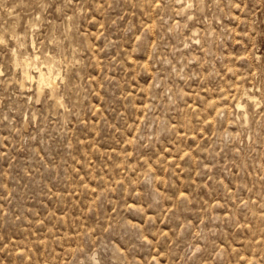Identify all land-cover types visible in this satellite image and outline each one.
<instances>
[{"label":"rangeland","instance_id":"374dc122","mask_svg":"<svg viewBox=\"0 0 264 264\" xmlns=\"http://www.w3.org/2000/svg\"><path fill=\"white\" fill-rule=\"evenodd\" d=\"M0 38V264H264V0H0Z\"/></svg>","mask_w":264,"mask_h":264},{"label":"bare ground","instance_id":"6f19581e","mask_svg":"<svg viewBox=\"0 0 264 264\" xmlns=\"http://www.w3.org/2000/svg\"><path fill=\"white\" fill-rule=\"evenodd\" d=\"M12 35V34H11ZM42 57V56H41ZM45 57V56H44ZM19 58H21V57H19ZM27 59H29L30 61H31V64L30 65H33V64H35L34 63V61H33V59L31 58V57H26ZM26 58H25V61H26ZM47 58V57H46ZM22 59V58H21ZM20 61H22V60H20ZM26 64L28 65V66H30L27 62H26ZM45 64V63H44ZM18 66H20V65H18ZM43 66V65H42ZM26 67V66H25ZM47 67H48V65L46 66V68L45 69H47ZM50 67H51V65H50ZM19 68V67H18ZM30 69V68H29ZM43 67H41V66H39V63H38V65H35L34 66V68H32V71H30V70H28L27 71V74L29 75V76H33L34 77V79H36L37 80V82H38V85L37 86H39V87H42V85L44 84V83H48V84H53V82H56L55 80H56V76H58V74L56 73V76L55 75H53L52 73H50L48 70H45ZM51 69V68H50ZM60 71V70H59ZM52 72V71H51ZM61 75V74H60ZM28 77V76H27ZM32 80V79H31ZM58 80V79H57ZM30 81V80H29ZM28 81V82H29ZM33 81V80H32ZM25 82V81H24ZM36 82V83H37ZM27 82H25V84H26ZM23 84V83H22ZM35 84V83H34ZM20 85V84H19ZM49 85V86H50ZM47 87V86H46ZM49 88V87H48ZM54 88V87H53ZM44 89V88H43ZM50 89H51V86H50ZM53 90V89H52ZM44 91V90H43ZM50 92H52L51 90H50ZM56 92V91H55ZM41 93H42V91H41ZM53 93V92H52ZM248 93V92H247ZM54 94H56V93H54ZM52 95V94H51ZM53 96V95H52ZM56 96V95H55ZM246 97L248 98V99H251V100H255V96H253V95H251V94H246ZM57 99V98H56ZM59 101V100H58ZM57 101V102H58ZM248 101V100H247ZM59 103V102H58ZM61 103V102H60ZM242 106H243V104H242V101H238L237 102V105H236V107L237 108H239V107H241L242 108Z\"/></svg>","mask_w":264,"mask_h":264},{"label":"snow or ice","instance_id":"6c2138e0","mask_svg":"<svg viewBox=\"0 0 264 264\" xmlns=\"http://www.w3.org/2000/svg\"><path fill=\"white\" fill-rule=\"evenodd\" d=\"M187 7H189V8H194V7H195V4H194V3H189V4L187 5ZM6 42H7L6 40H4L3 38H0V44H2V43H6ZM32 47H34V45H32ZM37 59H39V57H37ZM26 62H27L29 65L31 64V61H30L29 59H27V58H26ZM25 75L28 76L29 79H34L33 76H29L27 73H26Z\"/></svg>","mask_w":264,"mask_h":264}]
</instances>
